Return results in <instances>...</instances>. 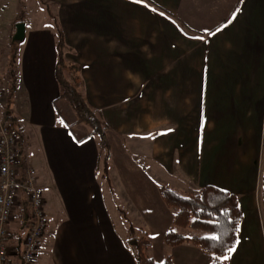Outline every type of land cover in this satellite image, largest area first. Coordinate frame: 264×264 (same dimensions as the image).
Masks as SVG:
<instances>
[{"label": "crops", "instance_id": "0c3cea01", "mask_svg": "<svg viewBox=\"0 0 264 264\" xmlns=\"http://www.w3.org/2000/svg\"><path fill=\"white\" fill-rule=\"evenodd\" d=\"M42 2L62 31L65 59L79 67L88 104L107 127L108 148L122 153V169L130 164L140 171H119L111 153L109 189L97 175L95 137L79 141L57 122L55 34L46 12L44 28L25 29L12 110L17 126L39 128L36 135L56 167L49 188L36 178L47 224L35 264L43 249L46 264H136L105 204L110 196L114 210L112 188L120 194L122 184L128 207L136 212L132 199L147 197L139 194V184L153 194L160 193L158 185L180 195L203 186L234 194L242 220L239 243L226 264H264L257 196L264 165V0ZM18 136L22 145V134ZM22 147L21 160L32 168ZM50 188H56L59 206L46 195ZM18 198L8 225L12 260L20 257L21 223L28 210L23 193ZM115 210L118 214L117 206ZM165 210L164 225L161 220L151 227L144 224L150 239L157 235L159 243L157 258H152L157 263L170 256L173 264H209L208 255L191 243L164 245L173 216Z\"/></svg>", "mask_w": 264, "mask_h": 264}, {"label": "trees", "instance_id": "16d2710c", "mask_svg": "<svg viewBox=\"0 0 264 264\" xmlns=\"http://www.w3.org/2000/svg\"><path fill=\"white\" fill-rule=\"evenodd\" d=\"M37 1L39 4H43L42 0ZM45 7L49 19L53 21L51 24L55 34L56 61L54 76L59 87L58 99L66 103L70 108L74 117L72 121L74 124L86 125L90 128V132L80 138L79 141L95 137L100 146L105 148L107 152V127L100 119L98 111L88 104L84 95L79 67L65 59L66 44L62 31L56 19L50 13L49 8L46 5ZM14 22V25L18 22L25 23V14L16 16ZM12 37L13 35L10 36V39ZM3 79L7 80L8 89L6 90V95L4 94L6 101L0 105L1 120L3 123L11 125L18 135L17 128L14 127L17 123V118L12 114L13 98L17 94V76L13 72L8 73L6 77L1 74L0 84L3 83ZM56 117L59 119L57 111ZM59 121L68 127L64 120ZM19 146L21 151V141ZM108 159L109 152L104 158L102 167V176L109 184L107 178ZM159 191L164 204L174 212L172 226L169 227L163 236L164 245L175 247L186 242L191 243L208 255L209 264H226L228 259L223 260L222 258L227 254L228 249L236 244L242 220L237 197L232 193L224 192L213 186H203L194 194L187 195H180L163 187ZM258 195L264 225V165L260 173ZM25 216L23 215V218ZM178 229L189 230L190 233L185 234ZM142 233L144 232L142 231ZM213 236H217L219 239L212 240L211 237ZM148 247L149 241L144 237L138 240L134 247V252L132 251L136 264H173L170 256H166L161 263H157L146 254Z\"/></svg>", "mask_w": 264, "mask_h": 264}, {"label": "rangeland", "instance_id": "374dc122", "mask_svg": "<svg viewBox=\"0 0 264 264\" xmlns=\"http://www.w3.org/2000/svg\"><path fill=\"white\" fill-rule=\"evenodd\" d=\"M50 8L53 11V6ZM46 12L47 10H45L43 6L39 5L37 0H0V14L3 13L2 16L0 15V18H1L0 37H4V39L0 41V75L2 74L6 77L7 74L10 72H13L16 74V71L18 70L17 69V62H18L17 55L20 53V51L22 52L23 49L25 48L24 44H22L24 43L23 40L13 41L12 39H10V36L14 35L15 25L17 24L16 23L14 25L15 23L14 21L16 20L15 16H21L23 13L25 14V23H24L25 29L26 28L29 29L30 27L37 28L40 26H43L44 28L45 24H42V22L44 19L47 18ZM10 17H12V19H10ZM14 17L15 19H13ZM0 85H1L0 89L3 90L4 94L6 95V90L8 89L7 80L6 81L4 80L3 83ZM4 94L2 98L4 97ZM14 97L15 98L13 99L16 101V99H18V94H15ZM2 98L0 99V105L4 104L6 101L5 97L3 99ZM12 105H13L12 110H14V104ZM54 110H55V115H56V111L58 113L59 119L56 117L58 119L57 122L59 124H62L59 120H64L66 122L65 124L68 125V127L64 129L68 130L70 135H72L74 138L76 139L83 138L86 135V132H90V128L88 126L78 125L72 122L74 117H73V114L70 108L66 105V103H63L58 99L54 103ZM14 127L17 128L16 130H18L20 134H22L23 154L24 156L27 155L28 160L30 161L32 168L34 170L35 177L37 178V180H39V183L43 185V188H49L50 186L48 185L49 180L51 178V182L54 181L53 174L55 173L54 170H56V167L53 165L52 159L47 152V146L44 147L41 138L38 135H36L39 131V128L37 127L33 128V127L28 126L27 128L24 129L22 124L18 126L15 125ZM111 137L112 136L109 137V143L114 146L115 144H113V141L110 139ZM115 138L117 137L115 136ZM94 140L96 141V145L98 143V148H99V150L97 148V151H99V158H100L99 169L97 173L98 178L101 179V176L103 175L102 167H103L104 158L106 157L107 152H109V155L113 153L112 158L116 162H118V165L120 166L119 171H121L122 164L120 163H122V160H121L120 154L122 153H119L118 148H116V150L112 149V152L110 151V148H108L106 152L105 148H102L100 146L98 140L96 138H94ZM109 160H111V157H109ZM108 163L110 164V161ZM127 165L129 168H123L122 172L123 170L130 172L131 171L130 169H133L130 164H127ZM139 171H140L139 168L138 170H135V169L132 170V172L135 174L136 172H139ZM121 174L123 175V173ZM107 178H108V172H107ZM123 178H125V176H123ZM102 180L104 181V178ZM109 184H110V181H109ZM109 184L106 183V186L110 189ZM259 185L260 183L258 182V188H257L258 199H259V195H258ZM157 187H162V185L161 186L158 185ZM52 188H53V185H52ZM52 188H50L49 193H47L46 195L50 196L51 197L50 199H53L54 203L52 200L50 201V203H53L54 207L56 206V204H58L59 206V203H57L55 199L56 188L54 192ZM120 188L122 191L120 192V194L119 192L118 194L117 192L114 193V190L112 188V192L114 193V194L112 193L113 195L112 202L115 205L113 211H111L112 209L111 200H109V198L111 197L107 196V199H105V204H106V207L109 209L110 217L112 219L115 232L120 237H122V239L126 242V245L128 246V248L132 250L133 252L135 250L134 247L137 244L138 240L144 237L147 241H149V247L146 249V254L150 257L154 255L153 257L157 258V254L159 250L158 248L159 243L157 239H155L157 238V235L154 236V240L150 239V237L153 238V236L151 233H149L146 230V227L144 226V224L147 227H151L152 223H156L157 221L161 220L159 221L161 223V226L164 225L168 221V218L164 212L166 211L165 209L168 207L162 201L160 193L153 194L152 192L149 191V189L144 184H139V188L142 190V191H139V194H142L144 192L147 195V197L144 199H136V200L132 199L133 205H135L137 208V212H136L134 211V209L128 207V202L125 200L126 198L124 196V192H126V188H127L126 185L122 184V187ZM48 190L49 189H47V191ZM194 193L195 192L192 191L187 194H194ZM43 205H44V199H43ZM163 205L164 207H166L165 209L163 208ZM116 206L118 208V214H116V210H115ZM168 209L172 211V213L174 214L171 208H168ZM164 218L165 220L167 218L166 222ZM172 219H173V216H172ZM162 220H164L165 223L162 222ZM52 225L53 223L51 222L50 226ZM155 226H159V225L157 224ZM158 228L159 227H157L155 230H157ZM142 231L144 233H142ZM179 231L185 234L190 233L189 230H179ZM97 236L99 240V231L97 232ZM125 236H127V238H125ZM162 240H163V237H162ZM133 241L135 242V244H131V242ZM46 252L47 251L45 249L39 251V255L41 259L38 262V264H46L47 258L45 259V261H44V257L42 258V255L43 254L46 255ZM193 263H196V262L194 261Z\"/></svg>", "mask_w": 264, "mask_h": 264}, {"label": "built area", "instance_id": "2783aa9c", "mask_svg": "<svg viewBox=\"0 0 264 264\" xmlns=\"http://www.w3.org/2000/svg\"><path fill=\"white\" fill-rule=\"evenodd\" d=\"M4 92L0 89V99ZM1 107V106H0ZM20 139L14 128L1 120L0 108V264H35L39 243L46 229L43 211V193L34 170L21 160ZM24 195L27 214L21 228L24 230L22 248L17 260L10 258L7 240L13 211L20 204L18 195Z\"/></svg>", "mask_w": 264, "mask_h": 264}, {"label": "water", "instance_id": "95a60500", "mask_svg": "<svg viewBox=\"0 0 264 264\" xmlns=\"http://www.w3.org/2000/svg\"><path fill=\"white\" fill-rule=\"evenodd\" d=\"M24 35H25V25L24 23H17L15 25V32L12 37L13 41H22L24 40ZM131 244H135V242H131Z\"/></svg>", "mask_w": 264, "mask_h": 264}, {"label": "snow or ice", "instance_id": "6c2138e0", "mask_svg": "<svg viewBox=\"0 0 264 264\" xmlns=\"http://www.w3.org/2000/svg\"><path fill=\"white\" fill-rule=\"evenodd\" d=\"M134 2H140V0H134ZM233 18H235V17H233ZM238 230V229H237ZM211 239L212 240H218L219 239V237H217V236H213V237H211ZM235 243H239V241H236ZM236 251V247H235V244L232 246V247H230L229 249H228V252H227V254L225 255V256H223V260H227V259H229L230 258V256L232 255V253H234Z\"/></svg>", "mask_w": 264, "mask_h": 264}]
</instances>
